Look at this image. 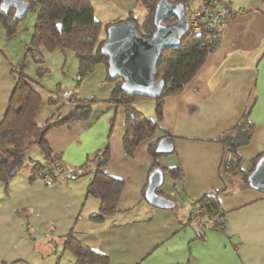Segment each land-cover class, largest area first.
Here are the masks:
<instances>
[{
	"label": "crops",
	"instance_id": "obj_1",
	"mask_svg": "<svg viewBox=\"0 0 264 264\" xmlns=\"http://www.w3.org/2000/svg\"><path fill=\"white\" fill-rule=\"evenodd\" d=\"M221 1L231 5L232 13L219 45L185 89L164 100L161 129L142 141L132 157L125 155L123 145L126 110L108 104L115 84L108 80L104 65L97 66L89 79L95 85L106 83L105 90L93 98L87 91L76 92L73 99L92 102L89 118L54 127L47 134V143L66 173L109 147L107 173L125 183L119 212L95 221L91 217L98 214L100 204L87 194L92 176L72 180L65 173L64 179L47 186L40 178L30 181L29 159L27 171L17 174L8 190L0 187V264H75L73 255L63 248L64 237L71 232L87 247L108 256L111 264H264L263 192L249 186L221 196L226 232L208 231L204 242L197 239L193 227L200 226L190 223L195 201L226 189L220 176L225 152L220 140L248 110L255 128L250 144L238 150L241 168L252 172L253 162L264 157V0ZM92 4L103 25L124 22L131 13L140 21L146 15L139 0ZM2 35L0 28V123L16 87L14 71L24 63L20 54L13 57L10 44L5 46L11 38L2 39ZM32 36L31 32L18 42L19 49H25ZM141 104L138 109L155 118L156 104L152 108H144L150 103ZM76 105L71 103L72 108L57 118L71 115ZM50 109L49 118L40 119L39 113V125L55 117ZM166 135L173 150L155 160L151 149L157 152ZM34 160L43 161L42 153ZM171 167L180 168L176 181L167 170ZM157 170L163 174V194L157 195L174 208H156L147 201L150 178ZM240 184V178L233 180L234 187Z\"/></svg>",
	"mask_w": 264,
	"mask_h": 264
},
{
	"label": "trees",
	"instance_id": "obj_2",
	"mask_svg": "<svg viewBox=\"0 0 264 264\" xmlns=\"http://www.w3.org/2000/svg\"><path fill=\"white\" fill-rule=\"evenodd\" d=\"M30 4V10L35 13L36 22L31 41L26 46V56L38 66L36 75L44 76L50 72L45 65V52L56 50L71 51L78 59V83L84 82L96 70L97 66L104 65L108 69L109 58L103 54L102 47L107 40L101 38L103 30H108L110 24L103 25L94 12L91 0H25ZM161 0H139V6L145 9L146 15L140 21L134 13L129 14L126 21L136 24L138 32L144 39H151L156 31L154 24L155 12ZM174 4H182L187 14L202 6L205 0H168ZM0 0V28L7 37L16 34L22 20L15 17L14 10L4 12L1 9ZM176 22L175 17L169 18L165 24ZM218 41L211 46L208 34L203 32H190L182 39L181 46L176 50L163 52L162 60L157 67L155 79L163 80L166 84L163 96L155 100L156 116L154 119L146 117L136 106L140 97L127 95L122 92L121 79L108 78L115 84L108 104L112 107H123L126 110V133L123 139L124 152L132 157L139 144L152 138L161 129L160 122L163 119V103L167 97L180 94L192 81L203 66L208 55L219 45ZM15 69L14 76L16 87L9 102L5 118L0 123V187L8 190L11 180L27 167L26 156L31 148H37L43 155V161L32 158V169L30 181L38 178L49 179L51 185L64 179L65 173H53L47 159L52 162L60 160L55 154L46 137L48 132L57 126L67 125L73 120H87L92 113V102L73 101L77 103L73 113L64 118H58L52 123L50 119L44 125L37 122L42 108V96L40 84L36 79L26 74V65L21 64ZM59 96V95H58ZM59 98L51 97L50 104H57ZM250 110H248L241 121L222 138L225 146L224 157L220 168V176L227 184L224 191H211L203 199L195 201L194 204L201 210L202 216L213 215L220 219L216 225L209 227L205 222L201 227H193L197 233V239L206 240V232H226V219L221 211L219 198L228 196L236 190L249 187L251 173L241 168V156L239 148L250 144L254 132V124L249 121ZM168 135L165 136L167 138ZM151 154L156 160L165 153H158L151 149ZM259 156L253 164L256 166ZM110 160V149L106 146L103 150L96 152L78 170L68 171L67 179L79 180L92 176L88 186L87 194L99 201L98 214L91 218L95 221H104L119 212V203L125 183L107 173V165ZM156 162V161H155ZM157 164V162H156ZM172 178L176 181L180 178V168H167ZM240 178L242 184L233 186V180ZM231 179L228 183L227 180ZM50 186V185H47ZM162 186L156 190L161 192ZM169 208H174L169 206ZM193 217V209H192ZM205 220V219H204ZM194 217L190 218L193 224ZM63 248L70 252L75 258V264H111L108 256L94 251L79 241L74 233L64 237ZM8 264V263H6ZM12 264V263H11ZM14 264V263H13Z\"/></svg>",
	"mask_w": 264,
	"mask_h": 264
},
{
	"label": "water",
	"instance_id": "obj_3",
	"mask_svg": "<svg viewBox=\"0 0 264 264\" xmlns=\"http://www.w3.org/2000/svg\"><path fill=\"white\" fill-rule=\"evenodd\" d=\"M1 9L4 12L14 10L15 17L23 20L30 10V4L25 0H2ZM171 17H175L176 22L165 24ZM154 24L156 31L151 39L141 37L138 26L128 21L111 25L107 30V40L102 52L109 58V77L123 81L121 89L124 94L151 100L160 99L166 84L163 80L157 81L155 76L163 52L179 49L182 39L190 34L185 7L168 0L158 3ZM172 150L173 144L169 138L158 143V153H170ZM162 185L163 174L157 170L151 175L146 194L147 201L153 207L173 206L166 198L157 195L156 190ZM249 185L264 193V157L251 173Z\"/></svg>",
	"mask_w": 264,
	"mask_h": 264
},
{
	"label": "rangeland",
	"instance_id": "obj_4",
	"mask_svg": "<svg viewBox=\"0 0 264 264\" xmlns=\"http://www.w3.org/2000/svg\"><path fill=\"white\" fill-rule=\"evenodd\" d=\"M36 1V0H32ZM98 0H92V3L96 5ZM36 22V16L33 11H29L27 16L21 21L19 28L16 34L11 38L10 41L5 43V46L10 44L8 49L12 52L13 57H16V54H20L22 64L26 65V74L36 79L37 82L40 84L41 88V96H42V110L40 112V119L41 118H49L50 108L55 110V117L53 120L58 119L59 115L63 116L67 109H71V106H63L61 102H57V104H50L49 99L51 97L60 96L61 91L70 89L76 92H83L87 91L88 96L93 98V94H101L102 91L106 88V83L103 85H95V83H91V80L88 78L82 83H78V71H79V64L78 59L76 58L75 54L71 51H61L56 50L54 52H46L45 53V60H46V68L50 70V72L44 76L38 77L36 75V70L38 66L31 60L29 56H26V48L21 50L19 49L18 42H23V39L29 38L30 33H33L34 26ZM2 39H7L6 35H2ZM7 37V38H5ZM102 39L106 38V31L102 34ZM19 39V40H17ZM4 44V43H3ZM1 46V45H0ZM4 46V45H3ZM141 103H150L144 105V108L150 107L152 108L155 105V101L151 99L139 98L136 101V106H142ZM150 105V106H149ZM70 107V108H69ZM151 118H154L153 115H149ZM40 150L37 148H31L27 152L26 156V164L27 167L24 168V171H27L29 167V159H39L40 158ZM1 189H3L1 187ZM166 189L165 187L163 188ZM167 191H169L167 189ZM2 195V194H0Z\"/></svg>",
	"mask_w": 264,
	"mask_h": 264
},
{
	"label": "built area",
	"instance_id": "obj_5",
	"mask_svg": "<svg viewBox=\"0 0 264 264\" xmlns=\"http://www.w3.org/2000/svg\"><path fill=\"white\" fill-rule=\"evenodd\" d=\"M232 13L231 5L221 0H205L202 6L194 9L187 14L190 32H203L208 34L211 46H214L225 33V21ZM75 97V92L70 89L63 90L59 96L60 102L64 106L71 105ZM47 164L53 173H66L67 169L63 166L60 160L52 162L47 159ZM47 185H51L49 179H45ZM194 221L201 227L206 222L209 227H212L220 222L217 216L206 215L202 216L201 210L193 203ZM205 219V220H204Z\"/></svg>",
	"mask_w": 264,
	"mask_h": 264
}]
</instances>
